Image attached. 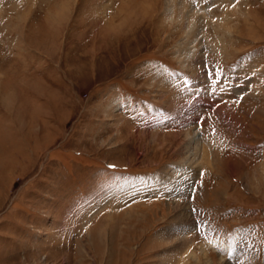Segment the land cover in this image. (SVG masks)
I'll list each match as a JSON object with an SVG mask.
<instances>
[{
	"label": "rangeland",
	"instance_id": "374dc122",
	"mask_svg": "<svg viewBox=\"0 0 264 264\" xmlns=\"http://www.w3.org/2000/svg\"><path fill=\"white\" fill-rule=\"evenodd\" d=\"M0 264H264V0H0Z\"/></svg>",
	"mask_w": 264,
	"mask_h": 264
},
{
	"label": "bare ground",
	"instance_id": "6f19581e",
	"mask_svg": "<svg viewBox=\"0 0 264 264\" xmlns=\"http://www.w3.org/2000/svg\"><path fill=\"white\" fill-rule=\"evenodd\" d=\"M62 10V9H61ZM60 14V13H59ZM59 19H61V18H59Z\"/></svg>",
	"mask_w": 264,
	"mask_h": 264
}]
</instances>
